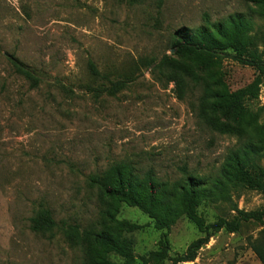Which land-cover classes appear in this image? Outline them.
Segmentation results:
<instances>
[{
	"label": "rangeland",
	"instance_id": "obj_1",
	"mask_svg": "<svg viewBox=\"0 0 264 264\" xmlns=\"http://www.w3.org/2000/svg\"><path fill=\"white\" fill-rule=\"evenodd\" d=\"M235 16L252 24L244 63L176 54L178 31ZM9 57L37 82L18 75ZM252 59L264 62V0H0V264H173L210 233L193 261L178 264H260L251 244L264 226L205 233L237 211L264 210V194L250 185L229 183L204 198L201 228L181 214L162 230L87 185L90 175L129 162L159 181L185 171L210 183L228 155L242 157L249 145L253 165L241 159L242 170L264 184V73ZM123 76L133 81L114 95L89 91ZM226 92L240 108L225 115L218 106ZM42 209L56 227L33 233L29 220ZM101 231L128 243L129 257L86 238Z\"/></svg>",
	"mask_w": 264,
	"mask_h": 264
},
{
	"label": "trees",
	"instance_id": "obj_2",
	"mask_svg": "<svg viewBox=\"0 0 264 264\" xmlns=\"http://www.w3.org/2000/svg\"><path fill=\"white\" fill-rule=\"evenodd\" d=\"M130 2L137 4L139 0H130ZM251 26L250 21L245 20L243 17L235 16L228 18L224 23L212 24L210 28L182 29L177 32V39H175L173 47L178 55L201 53L209 56L214 54L244 63L242 56L245 46L248 44L246 34L251 30ZM9 61L16 73L23 79L37 82V78L32 71L18 60L14 57H9ZM164 61L166 62L167 60ZM164 61L160 62L159 66H163ZM250 64H255L264 73V62L252 59ZM88 69L92 77L100 78L99 72L91 62L88 63ZM170 72L169 74L173 76L172 80H174L178 78L180 70L175 68L170 70ZM132 81L133 79L130 76H123L116 81H107V87L90 88L89 91L114 95L123 90ZM257 85L258 82H256V85L251 84L248 86V92L253 93ZM218 108L224 110L225 115L229 114V110L232 108H240L237 94L231 97L229 102V93L226 92L225 100L219 103ZM214 126L217 125L214 124ZM220 129L229 132L227 125H220ZM244 149L247 152L244 151L242 157L234 155V157L229 159L228 155L225 164L219 172V177L217 176L210 183H208V180L189 175L185 171H182V176L179 180L173 182L159 181L152 170L140 173L129 162L115 164L105 171L90 175L87 178V185L89 188L98 191L103 199H115L130 207H137L156 222L159 230L168 229L181 214L186 215L187 218L201 228L202 225L196 216V209L204 198L209 197L208 195L216 194L217 190L225 188L227 184L239 182L246 186L250 185L251 188L264 194V184H261V176L255 174V172L247 175L242 170V162L253 165V157L256 154L255 149L250 145L245 146ZM229 161H231L230 166ZM246 221H253L264 226V210L249 213L237 211V216L231 223L228 224L220 220L205 229V233L208 230L215 233L223 228H226L229 233H235L240 222ZM29 224V228L33 233L51 232L56 227L52 213L48 209L38 211L30 218ZM86 236V238H92L95 242L108 246L126 259L129 257V247L127 246L129 244L119 240V238L112 237L106 231L98 233L88 232ZM209 236H211V233L207 235V237ZM207 237L197 239L191 243L184 255L173 259V264L193 261L195 252L206 243ZM251 250L260 264H264V227L260 231L258 238L252 242Z\"/></svg>",
	"mask_w": 264,
	"mask_h": 264
}]
</instances>
